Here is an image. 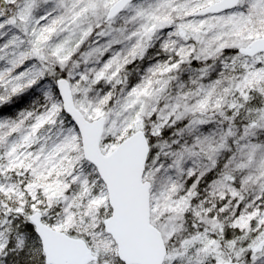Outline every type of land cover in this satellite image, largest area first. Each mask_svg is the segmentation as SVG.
Listing matches in <instances>:
<instances>
[{"label": "rangeland", "instance_id": "rangeland-1", "mask_svg": "<svg viewBox=\"0 0 264 264\" xmlns=\"http://www.w3.org/2000/svg\"><path fill=\"white\" fill-rule=\"evenodd\" d=\"M114 1L0 0V264L25 245L45 264L34 211L83 238L99 256L90 264H123L59 76L88 120L106 117L103 153L146 130L162 264H264V53L238 52L264 36V0L208 15L194 12L216 0H133L106 19Z\"/></svg>", "mask_w": 264, "mask_h": 264}, {"label": "water", "instance_id": "water-1", "mask_svg": "<svg viewBox=\"0 0 264 264\" xmlns=\"http://www.w3.org/2000/svg\"><path fill=\"white\" fill-rule=\"evenodd\" d=\"M133 0H115L107 9L106 19L119 14ZM241 0H216L198 8L195 15L219 14L235 8ZM251 57L264 53V36L250 40L238 48ZM55 87L62 110L76 127L83 158L92 164L107 191L110 214L103 219V228L116 245V254L123 264H162L167 248L159 229L150 222V182L143 179L150 145L145 132L136 129L123 138L109 153L100 148L106 117L88 120L75 106L68 80L59 76ZM29 222L39 239L45 264H90L98 260L92 248L80 237L54 229L42 221V212L34 211ZM100 264H111L101 262ZM220 264H240L224 260Z\"/></svg>", "mask_w": 264, "mask_h": 264}, {"label": "trees", "instance_id": "trees-1", "mask_svg": "<svg viewBox=\"0 0 264 264\" xmlns=\"http://www.w3.org/2000/svg\"><path fill=\"white\" fill-rule=\"evenodd\" d=\"M238 6V5H237ZM236 6V7H237ZM206 63H209V62H204V63H201V62H196V61H193L191 64L192 65H194V67H197V68H201V66H204ZM55 90V88L53 87V91ZM56 91V90H55ZM8 103V101H6V104ZM6 108H7V110H9L10 109V107H7L6 106ZM62 114H63V116H64V118L66 119V120H69L70 122H71V119L64 113V112H62ZM72 123V122H71ZM145 132H146V130H144ZM146 135H147V133H146ZM149 139V138H148ZM83 162H85V159H81ZM188 180H190V178L188 179ZM31 236H32V238H34V243L36 244L35 245V248L37 249V251H38V253L41 255L42 253H41V251H40V249L38 248L39 246H38V240H37V236H36V234H35V232L32 234V232H31ZM27 248H28V246L27 245H25V246H22V248H20L19 250H18V252L17 253H15V255L12 257V256H10V255H8V257L7 258H5V260H4V263L5 264H32L31 263V261H30V254L28 253V251H27ZM99 257V256H98ZM224 260H228V259H224Z\"/></svg>", "mask_w": 264, "mask_h": 264}]
</instances>
